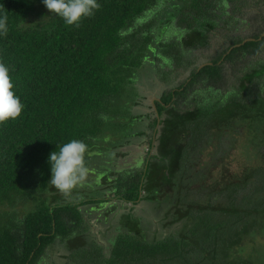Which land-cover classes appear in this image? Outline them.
Segmentation results:
<instances>
[{
	"label": "trees",
	"instance_id": "trees-1",
	"mask_svg": "<svg viewBox=\"0 0 264 264\" xmlns=\"http://www.w3.org/2000/svg\"><path fill=\"white\" fill-rule=\"evenodd\" d=\"M98 2L95 15L75 27L53 16L42 0H0V62L9 68L13 91L23 104L18 119L0 125V264H39V253L57 240L64 249L65 264L78 262L80 254L85 258L80 264H264V242L259 246L244 243L246 239L253 242L256 236L264 239V94L255 91L254 81L264 75V68L259 75L254 73L256 69L247 70L224 95L215 89V97L204 94L210 86L199 90L203 97L194 107L177 106L174 97L182 93L179 90L163 91L154 102L157 114L150 115L146 128L152 132L147 133L138 123L142 115L149 114H135L126 108L123 110L131 114L128 131L112 138L105 134L107 128L100 129L106 119L109 124L122 113L119 100L126 91L137 97L136 87L147 79L143 63L148 62V67L160 74L158 55L171 54L177 62L190 66L195 52L209 47V33L219 23L226 27L234 21V27L237 25L239 18L228 14L227 7L234 2V12L238 11L240 0L208 2L211 8L202 0ZM164 11L160 25L153 27L152 15L160 17ZM263 43L246 42L232 53L257 49ZM221 58L192 72V80L224 82L223 63H218ZM234 90L237 95L242 92L241 97L229 98L228 93ZM252 92L254 96L248 97ZM238 122L245 124L250 143L262 147V165L247 168L240 177L224 178L219 189L209 185L206 205L195 206L176 192L178 201L164 218L170 215L178 222L177 229L162 239H144L139 226L142 217L134 212L135 204L155 200L166 185L181 191V181L175 178L177 174L184 178L197 143L209 137L221 140L224 131L234 130ZM98 136L103 139L101 144L109 146L95 151L92 142ZM131 136L142 137L147 145L140 169L135 166L141 160L139 155L132 160L129 175L120 173L112 179L115 172L98 171L93 181H88L86 178L96 172V160L104 170L102 158L108 160L104 152L131 156V151L121 150L124 139ZM73 139L87 145L89 172L85 180L92 189L77 186L72 192L79 195L71 198L50 184L49 156ZM217 164L213 163V169ZM99 177L103 182L99 183ZM105 181L115 184L111 198L122 207L130 203L120 220L121 230L127 234L121 232L110 256L100 249L93 257L87 256L81 251L87 243L80 227L82 211L93 210L96 204L104 207L105 193H96ZM246 189L252 191L240 195ZM246 249L249 252L243 256Z\"/></svg>",
	"mask_w": 264,
	"mask_h": 264
},
{
	"label": "rangeland",
	"instance_id": "rangeland-1",
	"mask_svg": "<svg viewBox=\"0 0 264 264\" xmlns=\"http://www.w3.org/2000/svg\"><path fill=\"white\" fill-rule=\"evenodd\" d=\"M202 2L215 3L216 0H202ZM209 3V8H211L212 6ZM244 4L245 5L242 8L243 14H240V17H243L244 22L240 23V25L246 27L244 28L245 34L242 35L243 38H249L259 31H263L262 29L264 28V18L260 19V15L264 12V0H246ZM233 6L234 2H229L228 8H230V11L228 14L233 16L239 15L240 12H234ZM238 6L240 7V5ZM165 14L166 12L164 11L160 13V17L152 15V20L156 22L155 24H153V27H158V25H160ZM247 21L252 22V25L247 26ZM233 22L234 21L230 22L229 25L232 26ZM223 33L225 34V30H223ZM172 36L173 35H170V38H172ZM181 49L183 48L179 47V50ZM217 49L218 50L215 51L213 56L212 53L214 52V49L211 48L204 49L201 52H195V56L192 59L194 61L190 66L183 65V62H177V57H171V54L163 56L158 55L159 62L157 70L160 71V74L149 68L147 64L148 62L143 63L142 69L143 72L145 71L144 76H146L147 79L144 78V81H142L136 87L135 91L137 92V97H131V95H128L129 92L126 91L124 94L127 95L119 100L120 105L122 104L124 107H118V109L122 113H119V115H117V120H111L109 124L106 119L101 123L100 129L104 131V129L107 128L105 134L109 133V137L112 138L128 131L131 128L129 125L131 114L128 112L126 113V111L123 110L126 108L135 112V114H149L142 115L141 119L138 121L140 127L147 130L146 128L149 127L150 121L152 119L150 115H153V113H155L151 100L153 99V97L159 98V95L162 94L163 91L179 90V92H182L181 94L174 97V100L177 101V106L181 108L187 106L194 107L196 102L200 101L203 97V94H198L199 90L202 92L203 89H206V87L208 86H210V90L204 94L215 97L216 93L215 91H212V89H215L218 90L219 93H222L224 95L230 90V88H232V82L236 81L239 75L241 76V74L245 73L247 70L249 71L256 64L257 58H259L260 56L258 54H256L255 56H245L246 59L243 62L241 61L237 65L234 64L232 67H230V69H227L225 71L222 70V72L224 73V77H222L221 80L224 82H209L207 79H203L205 83H203V80L193 81L191 77L192 72H195V70L197 72L198 67H200L205 61H211V59L214 58L218 52H223L222 50H220V48ZM159 51L166 54V50ZM243 51L247 52V49H242L240 52L243 53ZM261 53H264V51H262ZM176 55H180L181 58L180 52H177ZM183 57H186L185 54L183 55ZM189 57L190 55L188 53L187 58ZM162 64H164L165 66H163ZM262 68H264V66ZM262 68H257L254 73L256 75H259V72ZM224 69H226V66H224ZM254 81L256 83L255 91L260 92V94H264V75L257 79H254ZM181 85L182 87H180ZM254 92H252V94H249L248 97L254 96ZM242 94L243 93L240 92L237 95L236 90L228 93L229 98L236 97V99L241 97ZM195 97L196 99H194ZM210 99L211 98L208 97V100ZM181 103H183L182 106ZM117 104L118 103H114V105ZM112 108L113 107H111V109ZM234 127L235 129L230 131L224 129L225 131L223 134V138L219 141H217L216 138L209 137L197 143V147H195L194 151L191 152L192 155H189V159L187 158L188 168L186 170L184 178H182L181 180L180 178H178L179 174L176 175L177 178H175V181H181V191H179L177 187H170L166 185L162 187L161 191L156 194V199L152 200L153 204H145V202H143L138 204L134 208V212L136 213V215L142 217V219L139 221V226L142 230V236L144 239L149 240L150 242L162 239L163 237L169 235L171 230L173 231L177 229L176 226L178 222H174L170 215L167 218H164V215L166 217V211L168 210V208L173 203H177L178 201L176 192H179L182 200L186 198V200L193 202L194 205L196 204L195 206H197V204L206 205L208 199L205 195V191L209 187V185L213 184V188L219 189L224 185V178L228 181V179H231L234 174H237L236 176L240 177L247 168L252 169L262 165V159L259 154L262 147H259L258 149L255 148L256 146L258 147L257 143H250V140L248 139V130L245 128V124L243 122L236 123ZM191 129L192 127H190L189 131H191ZM148 131L150 132L151 130ZM98 137L99 138L92 142V144H94L93 149L95 151L99 150L101 146L102 148H107L109 146L107 143L101 144L100 142L103 141V139L100 136ZM124 140L125 141L123 142L124 144L121 147V150H127L128 152L131 151V156H125L121 158L118 155L110 156L109 152H104L108 155L106 157L108 160L102 158V161L106 162L104 170L102 163L99 162V160H96L97 164H94L96 172L86 178L88 181H93V178H95L99 173L98 171H102L101 173L104 174V172L111 170L112 172L116 173V177L120 176V173H122V176H124L123 173H125V175H129V173L127 174V172L131 164L134 163L132 162V160H136V156H141L143 151L146 150L147 145L143 143L142 137L139 136L127 137ZM190 141H192V139H190ZM259 146L261 145L259 144ZM138 148L142 149V151ZM256 150L258 153L256 152ZM152 151L154 152L155 149H153ZM98 154L101 155L103 154V152L91 155V157H95ZM139 161L141 160H137L135 166L140 169L141 164ZM214 162H218V164L216 168L213 169ZM97 165L98 167H96ZM113 178L114 176H112V179ZM87 180H85L82 185H85L83 186V188L86 191H89V189L92 188L87 186ZM121 181L122 178L120 182ZM114 185V183L110 182L109 184L101 187L105 188L104 190L100 188L99 192L96 193L97 196L100 195L99 193H105L104 197L106 198V204L104 205V207L99 206V204H93L95 205V208L93 210L82 211V224H80V227H83V229H85H82V231H84V238L87 240V243L83 247L84 250L81 249V251L82 253H86L87 256L91 255L93 257L95 255L94 253L96 249H100L101 252H104L106 255L110 256L112 254V252H110V249L111 247L113 248L115 241L119 238L121 232L123 233V235L127 234V232H125L124 230H118L117 228H115L117 226L116 222L119 221L120 214L125 209H128L129 204L122 207L119 201L114 198H109L114 196ZM187 185L188 187H186ZM256 185L257 186H255L254 188L260 186L259 183ZM252 190L246 189L242 191L240 195H243L245 191L250 192ZM72 193L71 198L79 195L78 192L73 194ZM262 242H264V239L260 236H256L253 242L249 241L248 239L244 241V243H253L255 246H259V244H261ZM59 246V241L57 240V242H54L44 248L38 255L39 264H65V258L62 257V253L64 254L65 252L63 251L64 249L59 248ZM235 249L236 247H233V251H235ZM248 252L249 250L246 249L243 252V256H246ZM78 256L80 259L77 257L76 261L78 262H73V264H80L79 260H85L82 254Z\"/></svg>",
	"mask_w": 264,
	"mask_h": 264
},
{
	"label": "clouds",
	"instance_id": "clouds-1",
	"mask_svg": "<svg viewBox=\"0 0 264 264\" xmlns=\"http://www.w3.org/2000/svg\"><path fill=\"white\" fill-rule=\"evenodd\" d=\"M42 2L53 16L62 19L67 26L75 27H79L84 19L93 17L100 8L98 0H42ZM203 64L212 63L208 61ZM203 66L198 67L197 70ZM13 88L9 68L0 62V125L14 121L22 114L23 104ZM86 152L87 145L81 140L73 139L60 146L58 152L50 153L51 179L49 182L65 196H69L77 186L82 185L88 175L89 169L85 163Z\"/></svg>",
	"mask_w": 264,
	"mask_h": 264
},
{
	"label": "flooded vegetation",
	"instance_id": "flooded-vegetation-1",
	"mask_svg": "<svg viewBox=\"0 0 264 264\" xmlns=\"http://www.w3.org/2000/svg\"><path fill=\"white\" fill-rule=\"evenodd\" d=\"M242 8L243 7H239L238 8V11L240 12L239 13V15H237V17L239 18V23H237V25L235 26V27H238V30L237 31H235V33H238V32H241V31H243L244 32V28H246V27H243L242 25H240V23H243L244 21L243 20H241V19H243V17L241 16L240 17V14H243V11H242ZM227 10L229 11V9H228V7H227ZM261 18H264V12L263 13H261V15H260V19ZM234 25H235V23H234ZM247 26H251L252 25V22H249V21H247V24H246ZM232 26H233V23H232ZM234 27V26H233ZM264 27V26H263ZM263 31H259L258 33H256V34H254V35H252L251 37H249V38H243L242 40H241V45H244L246 42H250V41H257L258 43L259 42H261V43H263L264 42V36H262L261 34L264 32V28L262 29ZM211 49H214V52L216 51V50H218L217 48H215L214 46L211 48ZM232 47H230V46H228L227 48H225V50L222 52L223 53V55H221L222 56V60H223V67H222V69L225 71V70H227V69H230V67H232L234 64H238L239 62H243L245 59H246V57L247 56H251V55H256V54H258V55H260L259 56V58H257V62H256V64L250 69V70H255V69H257V68H262L263 66H264V53H261L262 51H264L263 49H264V43H263V45L260 47L259 46V48H250V50L248 49L247 50V52H245V51H243V53L242 52H234V53H232ZM228 55H230V59L229 58H226V56H228ZM246 56V57H245ZM208 63V62H207ZM224 66H226V69H224ZM243 74H241V76H242ZM240 76V75H239ZM239 76H238V78L236 79V81L239 79ZM240 76V77H241ZM207 79V78H206ZM139 147V146H138ZM139 149V148H138ZM137 149V150H138ZM136 150V151H137ZM139 150H141L142 151V149H139ZM146 151V150H145ZM145 151H144V153H142V155L140 156V158H141V162L145 159V157H146V153H145ZM141 167V166H140ZM128 174V173H127ZM112 178V177H111ZM116 178V174L114 175V179ZM103 180V177L101 178V177H99L98 178V181H99V183L100 182H103L102 181ZM105 183L106 184H108L109 182H107V181H105ZM100 186H102V184H100ZM143 192V191H142ZM144 193V192H143ZM109 198H111V197H109ZM143 202H145V204L146 203H151V204H153V201L152 200H144ZM143 202H140V203H143ZM139 203V204H140ZM127 204H129V206H130V203H127ZM138 204H135V207L137 206ZM134 207V208H135ZM123 213V212H122ZM121 213V214H122ZM121 214H120V218H119V221H117L116 223H117V226L115 227V228H117L118 230H121V228H122V224L120 223V220H121Z\"/></svg>",
	"mask_w": 264,
	"mask_h": 264
},
{
	"label": "crops",
	"instance_id": "crops-1",
	"mask_svg": "<svg viewBox=\"0 0 264 264\" xmlns=\"http://www.w3.org/2000/svg\"><path fill=\"white\" fill-rule=\"evenodd\" d=\"M240 2H241L240 6L244 7V5H245L244 3L246 2V0H240ZM222 25L223 24L219 23L218 26H216L213 30L210 31V33H209V37H210L209 47H213L215 45L214 47L220 48V50L224 51L225 48H227L228 46L232 47L233 49L242 46L241 45L242 44L241 40L243 39L242 35L245 34V32L241 31V32L235 33V31L238 30V27H233L234 23H233V26H230L229 24H227L226 27L224 25H223L224 26L223 27ZM223 30H225V34L223 33ZM215 43H217V44H215ZM198 51L201 52L203 50L199 49ZM214 53H212V56ZM221 55H223V53L218 52L216 54V56L214 58H212L211 60H215L218 56H221ZM218 63L219 64L223 63L222 58Z\"/></svg>",
	"mask_w": 264,
	"mask_h": 264
},
{
	"label": "water",
	"instance_id": "water-1",
	"mask_svg": "<svg viewBox=\"0 0 264 264\" xmlns=\"http://www.w3.org/2000/svg\"><path fill=\"white\" fill-rule=\"evenodd\" d=\"M262 36H264V32L261 34ZM202 66V65H201ZM159 98H156V97H153V99L151 100V103H152V106H153V109H154V112L156 113V107L154 105V100H158ZM157 114V113H156Z\"/></svg>",
	"mask_w": 264,
	"mask_h": 264
}]
</instances>
